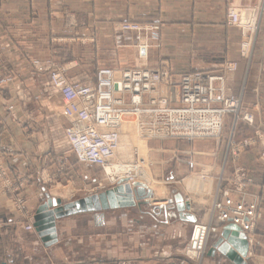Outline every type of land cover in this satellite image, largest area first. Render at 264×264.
I'll return each instance as SVG.
<instances>
[{"label":"crops","instance_id":"0c3cea01","mask_svg":"<svg viewBox=\"0 0 264 264\" xmlns=\"http://www.w3.org/2000/svg\"><path fill=\"white\" fill-rule=\"evenodd\" d=\"M227 4V0H0V144L14 149L4 162L10 176H29L26 191L33 211L42 189L38 160L49 156L42 157L38 151H46L44 145L37 146L42 137L40 122L31 123L24 111L28 106L20 88L39 95L37 74L28 67V60L53 59L66 67L68 78L81 81L100 65H115L117 70L137 66V33L114 31L120 22L161 25L160 48L149 51L147 66L167 61L174 74L180 75L235 61L236 71L227 75L230 90L234 95L243 91L244 104L255 117L253 126L240 125L237 138L252 137L256 130L264 133V15L247 68L238 52L239 30L226 23ZM141 142L145 148L140 150L146 153L148 148ZM147 145L152 181L149 200L154 202L64 216L56 220V242L51 245L46 246L36 231L25 232L11 203L0 196V264H189L182 247L191 223L201 214L195 203L180 211L174 200H166L171 193L184 197L182 186H172V181L212 161L218 145L188 139H153ZM56 160L52 158L56 170L75 163L73 157ZM235 165L245 167L253 179L236 199L245 203L258 199L262 214L251 241L223 233L221 225H215L212 233L220 231L210 238L204 264H238L217 249L210 252L222 235L248 242L245 264H264V162L253 147L229 162L227 171ZM197 181L188 179L190 184ZM60 188L67 193V187ZM193 197L200 199L198 194Z\"/></svg>","mask_w":264,"mask_h":264},{"label":"built area","instance_id":"2783aa9c","mask_svg":"<svg viewBox=\"0 0 264 264\" xmlns=\"http://www.w3.org/2000/svg\"><path fill=\"white\" fill-rule=\"evenodd\" d=\"M259 10L264 12V4L261 3L260 9L250 5H230L227 8V24L241 31L238 52L246 60L252 57L259 28L256 24ZM124 28L140 27L127 25ZM153 28L156 30L157 26ZM33 62L40 73L50 70L44 86L49 93L59 94L63 101L62 115L68 121L67 125L52 123L55 132L53 144L56 149L72 154L80 163L105 169L117 156L120 125L128 116L136 118L144 139L185 137L218 141L224 128L228 127V135L223 139L224 158L217 176L211 213L206 220L193 223L186 254L195 264H201L213 219L235 228L244 236H251L261 208L257 202L245 203L235 199L234 192H243L252 179L242 167H236L229 176L224 175V169L228 157L237 159L245 147L256 143L254 139L234 140L238 123L246 121L252 124L253 115L244 107L240 96L229 93L225 75L195 71L181 75L176 81L166 63L162 62L163 67L156 70L135 67L116 72L111 67H100L94 82L80 83L68 80L60 69H46L43 63ZM220 66L233 73L237 63L227 61ZM145 95L149 98L147 105L143 104ZM227 114L233 115L229 126L224 120ZM257 137L261 144L259 158L264 160V135L258 134ZM140 161L139 158L128 163L129 171L121 177L128 186H147L138 178L142 170ZM119 171L108 173L113 176L110 179L119 178ZM26 229H32V224H27Z\"/></svg>","mask_w":264,"mask_h":264},{"label":"rangeland","instance_id":"374dc122","mask_svg":"<svg viewBox=\"0 0 264 264\" xmlns=\"http://www.w3.org/2000/svg\"><path fill=\"white\" fill-rule=\"evenodd\" d=\"M227 1H228L227 8L230 5H237V6L250 5L252 7H258V9H260L261 3L264 4V0H231V1L227 0ZM227 8H226V12H227ZM263 15H264V12L260 13V10H259L258 15H257L258 19L256 22V24L258 23L259 28L256 31L257 34H256V38H255V43H256L257 35H258L259 29L261 26ZM226 23H227V16H226ZM127 25L136 26V27L139 26L140 28L139 29L124 28ZM156 26H157V29L155 30V28H153V27H156ZM151 27L153 29H151ZM160 27H161L160 24L143 25V24H139V23L120 22L113 28L114 31H116V32L134 31L137 33V42L135 44V50H136L135 54H136V58L140 59V63L137 66L126 67L124 69H131V68H135V67H144V68L149 69V70H156V69L162 68L164 65V64H162V62H165L168 69H170L171 74L173 75V79L176 81L179 80L181 75H183L185 73H189V72L205 71V72H212V73H216V74L221 73V74L225 75V77L227 79V87H228L229 93L232 94L233 96H236V97L240 96L242 101H243V105L246 108V106L244 104L243 91L241 90V92L238 95H234L231 92L230 87H229V83H228V77H227V75L231 74V73L226 72L225 70H223L221 68L220 65L222 63L217 64V65H213L212 69H209L207 67L198 68V69L186 71L184 73H181L180 75L174 74V72L171 68V65L167 61L161 60L160 62L153 64V66H147V59L149 57L148 56L149 51L152 48H154V49L160 48V34H159L160 33L159 32ZM234 27H236V26H234ZM239 35H240V38H239V42H240V40L242 38L240 30H239ZM254 48H255V44H254ZM254 48H253L252 57L254 54ZM252 57L250 60H246L245 58L242 57L246 61V67L247 68L250 66ZM33 61H39L40 63H43V66L46 69L47 68H49L51 70L52 69H60L68 80L74 81V82H80V83L94 82L95 81V75L97 73V70L100 67H104V66L105 67H111V68H114L116 72L123 71L124 69L117 70L115 68V65H113V66L100 65L97 67V69L95 70V73L91 77H89L85 81H81V80H75L72 78H68V76L66 75V70H67L66 67L63 64H61L57 61H54L53 59L32 58V59L28 60V63H27L28 67L33 72H35L37 74L38 83H37L36 87H37V90L39 92V95L35 96L33 93H30L29 91H26V90L20 88V91L22 92V94L26 98V105L28 106L25 108V110L24 109L23 110L26 111V113L28 114L27 119L29 121H31V123L34 122L36 125H38V122H40V130L42 132V134H41L42 137H41L40 141L38 142L37 146L39 148L40 145H44L46 151L41 152L40 149H38V151L40 152V155L42 157L46 156V158H47V156H49L46 160H44V159L38 160V163H39L38 167L40 170L39 171L40 172L39 181H40V186L42 187V189L39 192L38 200L37 201L35 200L37 203H39L37 205L36 209L38 208L39 205H41L42 203H45L47 201V196L49 198L59 199L61 201V204H65V203L74 202V201L81 199V198L88 196V195L100 193V192L106 190L107 186H109V188L114 187L120 179L123 180L122 183L124 185H127L125 183L124 178H121L122 175H120L119 178L115 176V180L113 181L110 179L113 176H110L109 174H107L103 167L92 165V164L80 163L76 160V158L72 154L67 153L66 151H63V149H56L55 148V146L53 144V139L55 138V132L53 131L54 127H52V123L57 122V123H61V125H67L68 124V121L62 115L63 101H62L61 97L59 96V94H57V93L52 94L51 92L49 93L48 89H46V87L44 86V83L46 81L45 79H47L50 70H45L42 73H40L37 69L38 68L37 65ZM225 62H227V61H225ZM15 88H17V87H15ZM148 99H149L148 95H145L144 96V102H143L144 105L148 104V101H149ZM126 102H127V105L130 104L128 99L126 100ZM38 106L40 108L43 107L44 111L40 112V108ZM246 109L248 112H250L253 115V123L249 124L246 121H240L238 123L239 125L236 128V130H234V133H235L234 140L237 142H241L243 140L254 139L256 141V143L245 147V149L240 154V156L244 153V151L246 149L255 147L258 150V159L261 160L262 162H264V160L259 158V148H261V144H259L260 140L257 137L258 134L264 135V133H262L259 130H256L255 134L252 137H243L240 139L237 138V131L239 130L241 124H247V125H251V126H253L255 124V117H254L253 112L250 111L248 108H246ZM125 120L132 121V126L136 129V125L134 122V121H136L135 117L128 116L125 118ZM224 120L227 123V125L229 126V124H231V122L233 120V115L227 114L225 116ZM229 130L230 129H228V127H225L223 130V133H222V135L218 141L215 140L214 138L188 139L185 137L172 138V139L169 138V139H163L162 140V141L176 140V139H188L190 141L191 140H206L209 146L218 145L217 150L213 154L214 156H213L212 161H210L208 163L207 162L202 163V164L198 165L197 168L192 173H190L189 175L182 177V178H179V179H176L175 181H172V184H173L172 186L178 187V184H180L182 186V190L184 191V197H182V198H183V201L185 203H187L188 205L191 202L195 203V208L199 211V213L201 214V217H202V218L198 219L200 221L206 220L209 217V214L211 213L210 211L212 209L213 198H214L215 193H216L215 192V185H216V181H217V176H218V173L221 171V167L223 164L222 162H223V158H224L225 145L223 143V139H224V137H227ZM138 134H140L139 129H138ZM138 134H136V136H134L132 138L135 140V142H134V140H131L132 145L130 146L131 147L130 152H129V154H127V157H126V153L123 152L122 150H120L118 153L119 157L117 155L116 158L114 160H112L111 162L112 163H118L117 159H120L123 161V163L125 165V164L130 163L134 160L137 161L140 158V160H142V161H140L141 169L146 170V172L150 174L149 159H148L149 147L147 145V142H148V140H153V138L152 139H144L141 137V135H139V137H137ZM154 140H159V139H154ZM141 141H144L145 145L148 148V151L146 153H144L142 150H140ZM13 152H14V149L12 148V146L6 145V144H0V196L1 197L3 196L4 198H6L8 201L7 203H11V207L14 211V214L16 215L17 220H19V221L21 220L20 222H22L23 230L25 232L36 231V229L33 225V220H34V216L36 213V209H35V211H33L32 208L29 206L30 196H28V195L30 193H29V191H26L29 176L27 174H20V175H16L15 177H11L9 172H8V169L4 163L5 157L8 155H11ZM59 156L61 158H64V159H70V158L72 159V157H73L75 163L70 161L69 166H64L63 168L58 167V170H56L57 166H55L53 164L52 158L57 163L58 161L56 159H58ZM240 156L237 159H233L232 157L227 158L226 163H225L224 175L229 176L234 172L236 167H242L244 169V171L246 172L247 176H249L252 179V177L249 175V173L247 172L245 167H243L242 165H235L231 171H229V172L227 171L228 163L237 161L240 158ZM48 159H51V160H48ZM201 175L204 176V178H201ZM152 178L154 179V177H152ZM190 178H196V179L198 178V181L196 182V184H190L188 182V179H190ZM154 180L157 181V179H154ZM141 182H143V181H141ZM252 182H253V179H252ZM252 182L249 184V186L243 192H240V193L234 192V198L236 199V196H235L236 194H243L244 192H246L247 189L252 184ZM176 183H178V184H176ZM150 184L151 183H148V186H143V187H145L146 189H147V187L151 188ZM209 185H210L209 190H206V188H208ZM60 186L68 188V191L65 195L61 194L62 192H61ZM129 187L131 189H134L137 186L132 185ZM150 191H152V188L150 189ZM173 192H176V190ZM195 194L199 195V197H198V198H200L199 200L197 199V197L194 199L193 196H195ZM206 194H207V197H206ZM151 197L152 196L150 195L149 197H146V198L143 197L141 199H135V203L136 202H146V201L148 203L154 202L153 199L149 200ZM168 199H172V201L174 200L172 193L170 194ZM168 199L166 200L167 202H168ZM207 199H208V201H207ZM164 201L165 200H163L162 202H164ZM166 201H165V203H167ZM251 202H257L259 204L258 199H256L255 201H251ZM251 202H248V203H251ZM20 206H22V208ZM259 206H260V204H259ZM260 208H261V206H260ZM261 214H262V208L260 210V217H261ZM58 219H60V218H58ZM258 219H257V221H258ZM29 223L32 224V229H30V230L26 229V225ZM55 223H56V221H55ZM193 223H191V226L188 229L187 240L182 247V255L189 262V264H195L189 258V256L186 254V248L188 247L189 238L191 235ZM215 225H221V229H223V227L224 228L228 227L226 224H219L217 221H215L213 219L212 227H211L212 229H211L210 234H209L208 239H207L205 252L209 246L211 236L220 231V229H217V232L215 231V233H212V230L215 229ZM255 225H256V223H255ZM240 234L243 235V233H240ZM245 237H246V239H248V241H251V239H252V236H250V235L249 236L246 235ZM205 252H204V256L201 260V264H204ZM53 264H56V263H53Z\"/></svg>","mask_w":264,"mask_h":264},{"label":"water","instance_id":"95a60500","mask_svg":"<svg viewBox=\"0 0 264 264\" xmlns=\"http://www.w3.org/2000/svg\"><path fill=\"white\" fill-rule=\"evenodd\" d=\"M122 179L109 189L100 193L88 195L74 202L61 204L59 199L49 198L36 209L34 216V227L42 242L48 246L56 242L55 221L58 218L71 214L108 210L118 207H128L135 204V199L149 197L150 189L143 186H137L131 189L128 185L122 183ZM172 199H168L171 202ZM174 201L180 211L188 208V204L183 201L181 194L174 195ZM248 242L237 236L222 235L213 244L210 252L218 250L227 258L238 264H245L243 257L246 254Z\"/></svg>","mask_w":264,"mask_h":264},{"label":"bare ground","instance_id":"6f19581e","mask_svg":"<svg viewBox=\"0 0 264 264\" xmlns=\"http://www.w3.org/2000/svg\"><path fill=\"white\" fill-rule=\"evenodd\" d=\"M134 122H135V125H136V121H134ZM120 126H121L120 127V147H119V149L117 151V155H118L119 151L122 150L123 152L126 153V157H127V154H129V152H130V148H131L130 146L132 145V141L131 140H134L132 138L134 136H136V134H138V127L136 125V129H135L132 126V121H130V120H124L121 123ZM139 135H141V133L138 134L137 137H139ZM134 142H135V140H134ZM142 143L143 142H141V147L145 148L142 145ZM118 157H119V155H118ZM117 162H119V161H117ZM128 165H129L128 163L124 165V163H112L111 162L108 166L105 167L104 170L106 171L107 174L108 173L109 174L110 173H114L115 171H119L120 170L119 174L123 176L124 173L129 171ZM129 167H131V166H129ZM138 177L140 179H142V181H144V182H150V183L152 182L150 177H149V175H148V173L145 170L141 171V173H139ZM147 188H149V187H147ZM65 191H66V189H61L62 194H65L66 193ZM160 192H161V190L155 186V193L159 194ZM162 203H165V201L162 202ZM221 232H223V233H232V234H236V235H239V236H243L244 235V234L243 235L240 234L239 231H237L235 228H232V227L231 228H228V227L227 228H223L221 230ZM243 237H245V236H243Z\"/></svg>","mask_w":264,"mask_h":264}]
</instances>
